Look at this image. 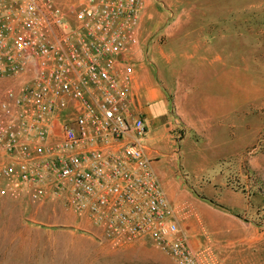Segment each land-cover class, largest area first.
<instances>
[{
	"label": "built area",
	"instance_id": "built-area-1",
	"mask_svg": "<svg viewBox=\"0 0 264 264\" xmlns=\"http://www.w3.org/2000/svg\"><path fill=\"white\" fill-rule=\"evenodd\" d=\"M73 4L0 0V195L63 200L105 238L211 264L181 230L142 142L132 78L143 1Z\"/></svg>",
	"mask_w": 264,
	"mask_h": 264
},
{
	"label": "rangeland",
	"instance_id": "rangeland-1",
	"mask_svg": "<svg viewBox=\"0 0 264 264\" xmlns=\"http://www.w3.org/2000/svg\"><path fill=\"white\" fill-rule=\"evenodd\" d=\"M146 12L140 48L169 101L177 180L237 204L264 243V0H151ZM212 80L215 94L234 101L228 128L190 109ZM182 104L192 115L186 129ZM66 214L73 215L63 200L0 195V264H176L147 239L115 242L87 221L68 223ZM251 234L244 229L245 239Z\"/></svg>",
	"mask_w": 264,
	"mask_h": 264
},
{
	"label": "crops",
	"instance_id": "crops-1",
	"mask_svg": "<svg viewBox=\"0 0 264 264\" xmlns=\"http://www.w3.org/2000/svg\"><path fill=\"white\" fill-rule=\"evenodd\" d=\"M72 1L73 5L77 2V0ZM142 1L145 7L142 19L146 21V11L149 9L151 0ZM141 50L139 43L135 50L133 63L134 110L138 117L145 120L147 129H149L145 139L147 153L153 160V167L161 186L178 212L180 228L189 244L195 250L201 251L211 264H264V243H259L260 237L257 229L247 226L241 218L242 213L237 209V204L229 202L228 205L224 199L221 200L219 197L209 200L194 190H189L185 184L177 180L174 161L178 153L172 139L175 133L171 134L173 123L167 115L169 101L157 80L154 69L144 61ZM20 82L21 79L18 78L14 82L8 81L7 84L9 87L14 86L18 89L21 85ZM215 83L217 81L212 80L211 84L208 82L199 87L201 91L199 93H202L201 100L199 103L197 101V104L190 109L195 113L200 110L202 119L209 120L216 126L220 124L222 127L228 128L231 114L234 111V101L228 97L220 96L218 91L215 94L214 88L211 89ZM177 112L180 122L186 129L187 124H191L192 115L183 104L180 105V111L177 110ZM207 128L206 126L205 129ZM198 129H203V127L199 125ZM209 141L215 142L210 138ZM229 141L231 138L226 137L222 146L228 148L229 143L231 146L232 141ZM195 184L198 185V182ZM226 207H230L231 212ZM73 215H68L64 219L73 225L78 224V221L79 224L88 225L85 219ZM244 229L252 231L250 238H244Z\"/></svg>",
	"mask_w": 264,
	"mask_h": 264
}]
</instances>
